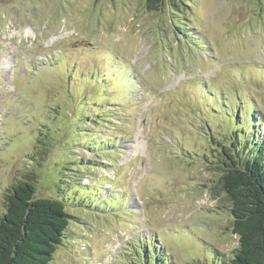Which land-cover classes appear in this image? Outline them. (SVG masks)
<instances>
[{
  "label": "rangeland",
  "instance_id": "1",
  "mask_svg": "<svg viewBox=\"0 0 264 264\" xmlns=\"http://www.w3.org/2000/svg\"><path fill=\"white\" fill-rule=\"evenodd\" d=\"M173 3L0 0V218L34 175L69 215L49 264H145L139 243L165 264L237 252L205 161L237 122L264 153V0Z\"/></svg>",
  "mask_w": 264,
  "mask_h": 264
},
{
  "label": "trees",
  "instance_id": "2",
  "mask_svg": "<svg viewBox=\"0 0 264 264\" xmlns=\"http://www.w3.org/2000/svg\"><path fill=\"white\" fill-rule=\"evenodd\" d=\"M169 1L173 8L174 0L145 3L149 11L159 12ZM207 88L208 84L201 86L205 98L210 97ZM250 122L254 123L252 119ZM238 125L237 122L236 129L226 134L225 143L213 145L217 149L213 150L212 159L205 161L214 175L210 193L222 198L221 203L229 210L232 233L238 238L234 257L220 264H264V153L246 147V133ZM36 190L37 178L22 175L6 191L5 212L0 218V264H49L64 240L70 224L64 204L37 197ZM139 244L137 257L145 264H165L147 243Z\"/></svg>",
  "mask_w": 264,
  "mask_h": 264
}]
</instances>
